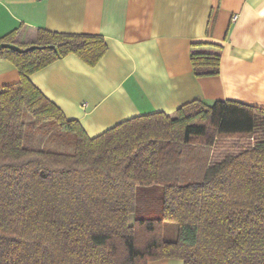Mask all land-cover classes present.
<instances>
[{
    "label": "trees",
    "instance_id": "trees-1",
    "mask_svg": "<svg viewBox=\"0 0 264 264\" xmlns=\"http://www.w3.org/2000/svg\"><path fill=\"white\" fill-rule=\"evenodd\" d=\"M16 32L0 36V57L19 72L0 89V264H264L263 107L192 100L173 117L138 115L90 137L30 75L70 53L95 65L104 37L38 29L18 42ZM221 49L192 43L195 76L219 72ZM26 114L66 132L73 152L26 146ZM225 138L240 149L191 153ZM199 161L202 174L188 177L183 166ZM167 222L173 240L162 236Z\"/></svg>",
    "mask_w": 264,
    "mask_h": 264
},
{
    "label": "crops",
    "instance_id": "crops-1",
    "mask_svg": "<svg viewBox=\"0 0 264 264\" xmlns=\"http://www.w3.org/2000/svg\"><path fill=\"white\" fill-rule=\"evenodd\" d=\"M13 29L18 42L38 29L104 37L107 50L95 65L70 53L30 75L90 137L138 115L173 117L192 100L264 108V0H0V36ZM197 42L222 46L217 74L193 73L189 55ZM18 80L15 65L0 57V89ZM196 164L198 176L204 167Z\"/></svg>",
    "mask_w": 264,
    "mask_h": 264
},
{
    "label": "rangeland",
    "instance_id": "rangeland-1",
    "mask_svg": "<svg viewBox=\"0 0 264 264\" xmlns=\"http://www.w3.org/2000/svg\"><path fill=\"white\" fill-rule=\"evenodd\" d=\"M25 121V135L24 144L28 147H43V148H53L60 152L70 153L74 150V144L72 143V138L64 131H59L57 128L52 129V126L47 125L46 122L42 124H35L33 118L26 114L24 116ZM247 139H242L240 143H246ZM191 147V153L197 154L207 152L209 149L210 156L213 159H220L227 152H236L240 149L235 138H225L223 141L216 143L214 146L208 148L200 146V144H194ZM198 165L193 162L188 165L183 166L184 172L188 177H195L196 172L199 168ZM159 192L161 194L162 187L157 185L155 191H151L150 194ZM133 215L130 216L132 219ZM132 222V220H131ZM162 236L165 239L173 240L176 238V224L174 222H167L164 225Z\"/></svg>",
    "mask_w": 264,
    "mask_h": 264
},
{
    "label": "built area",
    "instance_id": "built-area-1",
    "mask_svg": "<svg viewBox=\"0 0 264 264\" xmlns=\"http://www.w3.org/2000/svg\"><path fill=\"white\" fill-rule=\"evenodd\" d=\"M235 18H236V15L233 16V19H235Z\"/></svg>",
    "mask_w": 264,
    "mask_h": 264
}]
</instances>
